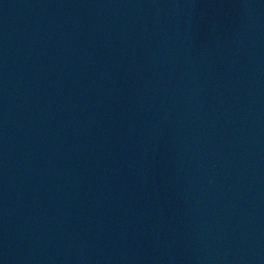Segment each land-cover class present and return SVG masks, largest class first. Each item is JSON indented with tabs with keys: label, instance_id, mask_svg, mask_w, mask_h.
Returning a JSON list of instances; mask_svg holds the SVG:
<instances>
[{
	"label": "water",
	"instance_id": "water-1",
	"mask_svg": "<svg viewBox=\"0 0 264 264\" xmlns=\"http://www.w3.org/2000/svg\"><path fill=\"white\" fill-rule=\"evenodd\" d=\"M0 264H264V0H0Z\"/></svg>",
	"mask_w": 264,
	"mask_h": 264
}]
</instances>
